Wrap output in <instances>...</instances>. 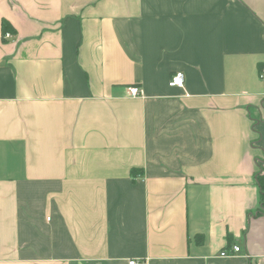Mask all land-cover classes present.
Here are the masks:
<instances>
[{
    "label": "crops",
    "instance_id": "1",
    "mask_svg": "<svg viewBox=\"0 0 264 264\" xmlns=\"http://www.w3.org/2000/svg\"><path fill=\"white\" fill-rule=\"evenodd\" d=\"M263 64L264 0H0V264H264Z\"/></svg>",
    "mask_w": 264,
    "mask_h": 264
},
{
    "label": "built area",
    "instance_id": "2",
    "mask_svg": "<svg viewBox=\"0 0 264 264\" xmlns=\"http://www.w3.org/2000/svg\"><path fill=\"white\" fill-rule=\"evenodd\" d=\"M12 34L9 32L5 35V38H10ZM260 78L264 79V68L260 71ZM170 85L171 86H178V87H183L185 84L184 81V73L178 72L175 73L174 75L171 76L170 78ZM128 92L129 95L131 96H140L142 94V89L141 87L132 85L128 87ZM238 252H240V246L238 245H233L230 251H221V255L222 256H231L233 254H237ZM138 260L136 259H132L129 264H138Z\"/></svg>",
    "mask_w": 264,
    "mask_h": 264
},
{
    "label": "trees",
    "instance_id": "3",
    "mask_svg": "<svg viewBox=\"0 0 264 264\" xmlns=\"http://www.w3.org/2000/svg\"><path fill=\"white\" fill-rule=\"evenodd\" d=\"M2 29H3L4 37L9 31L14 32L13 28H11L10 23L6 20H3L2 22ZM263 68H264V64L261 66V69ZM257 179H258V184H259L260 193H261V208L264 211V175H258Z\"/></svg>",
    "mask_w": 264,
    "mask_h": 264
}]
</instances>
